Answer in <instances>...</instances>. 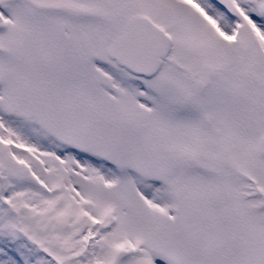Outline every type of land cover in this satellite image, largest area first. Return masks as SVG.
I'll list each match as a JSON object with an SVG mask.
<instances>
[{"label":"snow or ice","instance_id":"snow-or-ice-1","mask_svg":"<svg viewBox=\"0 0 264 264\" xmlns=\"http://www.w3.org/2000/svg\"><path fill=\"white\" fill-rule=\"evenodd\" d=\"M0 264H264V0H0Z\"/></svg>","mask_w":264,"mask_h":264}]
</instances>
